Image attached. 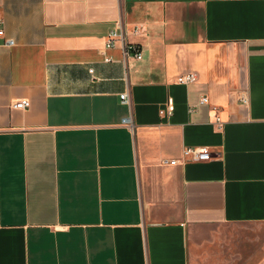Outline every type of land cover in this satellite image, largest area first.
I'll return each mask as SVG.
<instances>
[{
	"label": "crops",
	"instance_id": "0c3cea01",
	"mask_svg": "<svg viewBox=\"0 0 264 264\" xmlns=\"http://www.w3.org/2000/svg\"><path fill=\"white\" fill-rule=\"evenodd\" d=\"M0 16V264H190L196 229L264 223V0H0ZM113 30L141 60L104 49Z\"/></svg>",
	"mask_w": 264,
	"mask_h": 264
},
{
	"label": "rangeland",
	"instance_id": "374dc122",
	"mask_svg": "<svg viewBox=\"0 0 264 264\" xmlns=\"http://www.w3.org/2000/svg\"><path fill=\"white\" fill-rule=\"evenodd\" d=\"M193 234L190 264H264V223L204 227Z\"/></svg>",
	"mask_w": 264,
	"mask_h": 264
},
{
	"label": "built area",
	"instance_id": "2783aa9c",
	"mask_svg": "<svg viewBox=\"0 0 264 264\" xmlns=\"http://www.w3.org/2000/svg\"><path fill=\"white\" fill-rule=\"evenodd\" d=\"M3 25L2 18L0 16V29ZM138 31L135 29L134 34H137ZM117 43L121 45L122 48V53L125 58H133L135 60H141V54L138 48L135 45L128 44L125 36L122 32L118 33L117 30L110 31L106 37V43H105V50L114 48ZM12 41H7V45H12ZM105 61L108 62L110 61L109 58H105ZM92 73V70L89 71ZM196 80V76L194 74H187L180 76L176 79V83L180 85H189L194 83ZM120 103L123 105H126L130 107V99L128 96V93H122L119 96ZM207 103V97H202L200 99V104L204 105ZM12 108L13 109H18V110H26L29 107V102L26 100L23 101H17L15 103H12ZM174 111V103L172 99H167L165 108L159 111V114L161 116L165 117H170ZM215 123L220 126L221 122L218 119V117H215ZM121 125L129 129L130 131L133 130L134 124L132 121V116L129 115L121 120ZM181 156L183 158V162H208L212 159V155L209 152L208 149L204 147H184L181 152ZM178 164L177 160H169V161H163L162 165H176Z\"/></svg>",
	"mask_w": 264,
	"mask_h": 264
}]
</instances>
